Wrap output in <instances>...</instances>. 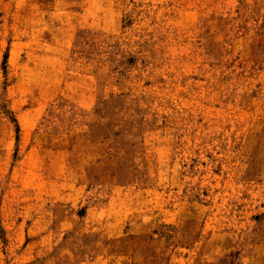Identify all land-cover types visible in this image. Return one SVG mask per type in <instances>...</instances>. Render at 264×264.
Returning a JSON list of instances; mask_svg holds the SVG:
<instances>
[{
    "label": "rangeland",
    "instance_id": "1",
    "mask_svg": "<svg viewBox=\"0 0 264 264\" xmlns=\"http://www.w3.org/2000/svg\"><path fill=\"white\" fill-rule=\"evenodd\" d=\"M0 264H264V0H0Z\"/></svg>",
    "mask_w": 264,
    "mask_h": 264
}]
</instances>
